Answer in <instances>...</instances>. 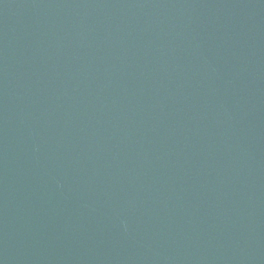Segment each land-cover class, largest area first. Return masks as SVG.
<instances>
[{
    "label": "water",
    "instance_id": "water-1",
    "mask_svg": "<svg viewBox=\"0 0 264 264\" xmlns=\"http://www.w3.org/2000/svg\"><path fill=\"white\" fill-rule=\"evenodd\" d=\"M0 264H264V122L0 106Z\"/></svg>",
    "mask_w": 264,
    "mask_h": 264
}]
</instances>
